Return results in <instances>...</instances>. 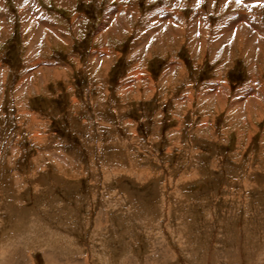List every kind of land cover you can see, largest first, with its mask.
<instances>
[{
  "label": "rangeland",
  "instance_id": "1",
  "mask_svg": "<svg viewBox=\"0 0 264 264\" xmlns=\"http://www.w3.org/2000/svg\"><path fill=\"white\" fill-rule=\"evenodd\" d=\"M0 264H264V0H0Z\"/></svg>",
  "mask_w": 264,
  "mask_h": 264
}]
</instances>
